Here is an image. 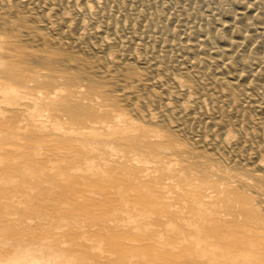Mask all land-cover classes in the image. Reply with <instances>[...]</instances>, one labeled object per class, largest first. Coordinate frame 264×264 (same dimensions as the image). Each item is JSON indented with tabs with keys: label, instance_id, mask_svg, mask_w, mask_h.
Instances as JSON below:
<instances>
[{
	"label": "bare ground",
	"instance_id": "6f19581e",
	"mask_svg": "<svg viewBox=\"0 0 264 264\" xmlns=\"http://www.w3.org/2000/svg\"><path fill=\"white\" fill-rule=\"evenodd\" d=\"M102 1L0 0V264H264V0Z\"/></svg>",
	"mask_w": 264,
	"mask_h": 264
},
{
	"label": "rangeland",
	"instance_id": "374dc122",
	"mask_svg": "<svg viewBox=\"0 0 264 264\" xmlns=\"http://www.w3.org/2000/svg\"><path fill=\"white\" fill-rule=\"evenodd\" d=\"M134 0H128L127 2H126V0H118L117 2H119L118 4H119V6L121 7V9L125 12V10H127V8L126 7H129V9H131L130 8V6H129V4H130V2H133ZM99 2H100V6H103L102 4H104L103 3V1L102 0H99ZM122 2V3H121ZM119 7V8H120ZM124 7V8H123ZM106 9H111L110 11H109V13L111 14V15H113V16H115V14L118 16V15H122L124 12H122L121 11V9H118V10H114L113 8H111V7H107L106 6ZM128 9V10H129ZM114 10V11H113ZM107 11V10H106ZM122 13H121V12ZM117 16H115V17H117ZM110 24H111V22H109ZM103 25H105V23L103 24ZM111 25H113V26H117L118 25V22H116V23H114V24H111ZM98 26H101V24H99ZM125 26V28H126V30H128V32L131 34V33H133V34H131V35H136V28H137V24L136 25H134L131 29H127L128 27L126 26V25H124ZM98 29H100V27H98ZM131 30H133V31H131ZM146 40H149V39H146Z\"/></svg>",
	"mask_w": 264,
	"mask_h": 264
}]
</instances>
